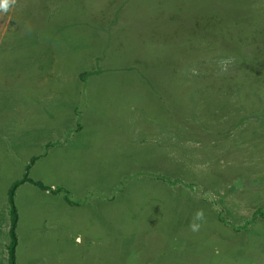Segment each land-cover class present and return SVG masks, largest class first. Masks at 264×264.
Returning <instances> with one entry per match:
<instances>
[{
  "label": "rangeland",
  "instance_id": "rangeland-1",
  "mask_svg": "<svg viewBox=\"0 0 264 264\" xmlns=\"http://www.w3.org/2000/svg\"><path fill=\"white\" fill-rule=\"evenodd\" d=\"M24 178L14 264H264V0H0Z\"/></svg>",
  "mask_w": 264,
  "mask_h": 264
},
{
  "label": "trees",
  "instance_id": "trees-1",
  "mask_svg": "<svg viewBox=\"0 0 264 264\" xmlns=\"http://www.w3.org/2000/svg\"><path fill=\"white\" fill-rule=\"evenodd\" d=\"M26 181H29V182L33 183L34 185H37L39 188H41L43 190L51 189L49 187L44 186L43 184H41L39 182H34V181H32L30 179H26V178H24V179H22L20 181H17V182H15L12 185L10 193H9L10 216H11V227H10V230H9V235H10V238H11V245L9 247V254H10V263L11 264H14V249H15V246L17 244V238H16L15 229H16L18 215H17L16 206H15V203H14V196H15V191L17 190L18 186L23 184V183H25ZM56 192H58V191H56ZM257 214H260L261 216L264 217V213L261 212V211H259Z\"/></svg>",
  "mask_w": 264,
  "mask_h": 264
},
{
  "label": "crops",
  "instance_id": "crops-1",
  "mask_svg": "<svg viewBox=\"0 0 264 264\" xmlns=\"http://www.w3.org/2000/svg\"><path fill=\"white\" fill-rule=\"evenodd\" d=\"M10 188H11V185H8L7 188H6V193H4V195L2 197H0V243L1 244H2V239L4 237V235H3V229L9 223V218L8 217L7 218H4L3 217V213L5 211L6 212V216H7V213L10 214V201H9ZM15 196H16V193H15ZM15 196H14V203H15ZM64 198H65L64 199V205L67 208L71 209V206L72 205H77L76 203H74L75 201L72 200V195H70L68 193H65ZM10 221H11V217H10ZM5 229H4V232L6 233V230Z\"/></svg>",
  "mask_w": 264,
  "mask_h": 264
}]
</instances>
